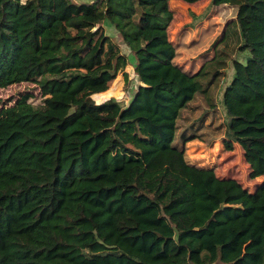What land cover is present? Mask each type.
<instances>
[{"label":"trees","instance_id":"1","mask_svg":"<svg viewBox=\"0 0 264 264\" xmlns=\"http://www.w3.org/2000/svg\"><path fill=\"white\" fill-rule=\"evenodd\" d=\"M210 1L236 8L247 52L222 93L223 145L263 177L252 191L190 163L192 136L175 144L196 95L213 105L226 54L175 63L169 0H0V88L41 98L0 107V264H264V0ZM106 22L136 58L127 104L105 99L128 64ZM133 123L145 150L118 134Z\"/></svg>","mask_w":264,"mask_h":264},{"label":"rangeland","instance_id":"2","mask_svg":"<svg viewBox=\"0 0 264 264\" xmlns=\"http://www.w3.org/2000/svg\"><path fill=\"white\" fill-rule=\"evenodd\" d=\"M169 6L173 12V18L168 29V38L175 46V63L186 70L196 71L215 54H219L218 51L226 54V65L220 69V79L212 86L213 105L209 106L204 94L196 95L181 113L175 144L182 146V133L192 136L184 146L185 157L190 163L211 166L218 176L235 178L252 191L263 177H249V164L245 161L243 150L237 143L233 144L232 150H226L223 145V140L228 137V115L223 104L222 93L232 78L233 60L244 62L247 57V52L239 50L237 45V24L233 23L236 8L226 4L213 5L210 0H200L195 3L169 0ZM135 61L126 70V76L119 74L116 77L120 80L113 86L112 92L115 94L110 96L122 102L131 98L137 85L141 83L135 72ZM26 92H32L35 95L34 103L40 101L38 87L29 82H22L0 88V107L12 104L16 98ZM244 118L250 121L256 117L254 113L247 112ZM122 128L121 130L125 131L121 134L119 131L118 134L123 141L132 142L143 150L148 147L141 141L150 137L140 125L133 123Z\"/></svg>","mask_w":264,"mask_h":264},{"label":"crops","instance_id":"3","mask_svg":"<svg viewBox=\"0 0 264 264\" xmlns=\"http://www.w3.org/2000/svg\"><path fill=\"white\" fill-rule=\"evenodd\" d=\"M75 2H91L93 0H73ZM104 28H105V32L107 35H109L110 37H112L118 44H119V47H120V51L122 53H124L126 56H127V60H128V64L126 66V70L129 69L131 67V63H133L135 61V56L134 54L130 51V49L126 46V44H124L119 36H118V33L117 31L114 29V27L109 23V22H106L103 24ZM118 76V75H117ZM115 81V80H114ZM113 81V82H114ZM109 89V88H108ZM107 89V90H108ZM112 96H109L105 99H108ZM104 99V100H105ZM130 98L127 99L126 101H124L125 104H127L129 102ZM120 101V100H119ZM122 102V101H121Z\"/></svg>","mask_w":264,"mask_h":264},{"label":"clouds","instance_id":"4","mask_svg":"<svg viewBox=\"0 0 264 264\" xmlns=\"http://www.w3.org/2000/svg\"><path fill=\"white\" fill-rule=\"evenodd\" d=\"M21 2L23 3V2H24V0H21Z\"/></svg>","mask_w":264,"mask_h":264}]
</instances>
